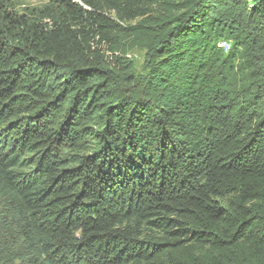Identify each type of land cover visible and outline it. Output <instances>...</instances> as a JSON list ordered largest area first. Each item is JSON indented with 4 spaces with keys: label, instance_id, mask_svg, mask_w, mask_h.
<instances>
[{
    "label": "trees",
    "instance_id": "1",
    "mask_svg": "<svg viewBox=\"0 0 264 264\" xmlns=\"http://www.w3.org/2000/svg\"><path fill=\"white\" fill-rule=\"evenodd\" d=\"M0 264H264V0H0Z\"/></svg>",
    "mask_w": 264,
    "mask_h": 264
},
{
    "label": "rangeland",
    "instance_id": "2",
    "mask_svg": "<svg viewBox=\"0 0 264 264\" xmlns=\"http://www.w3.org/2000/svg\"><path fill=\"white\" fill-rule=\"evenodd\" d=\"M14 8L21 13L27 8H40L44 6L48 0H12ZM76 1V0H74ZM223 43L224 48H228L229 41ZM128 57L131 58L137 69H140L144 60V51L138 48H132L128 51Z\"/></svg>",
    "mask_w": 264,
    "mask_h": 264
}]
</instances>
